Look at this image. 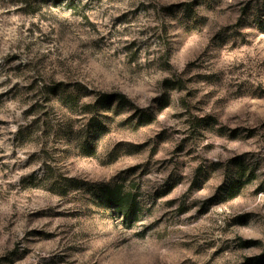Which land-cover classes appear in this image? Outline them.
<instances>
[{"label":"rangeland","instance_id":"obj_1","mask_svg":"<svg viewBox=\"0 0 264 264\" xmlns=\"http://www.w3.org/2000/svg\"><path fill=\"white\" fill-rule=\"evenodd\" d=\"M58 83L75 109L46 102ZM261 254L264 0H0V264Z\"/></svg>","mask_w":264,"mask_h":264},{"label":"trees","instance_id":"obj_2","mask_svg":"<svg viewBox=\"0 0 264 264\" xmlns=\"http://www.w3.org/2000/svg\"><path fill=\"white\" fill-rule=\"evenodd\" d=\"M81 91L82 85L80 83H76L74 85L58 83L55 85L54 88H52V92L50 91V93H47L49 96L45 100L48 103H51V101H53L54 103L59 104L61 107H64L67 110H73L77 107L80 97H82ZM114 103H116L115 106H113V108L115 109H139V107L134 103V101L127 94L121 91L98 92L96 95L94 107H109L110 105L112 106ZM89 105L83 104V106ZM48 123H50L48 119L43 120V125L47 128L51 125H49ZM32 128L33 125L28 124L26 126V130L29 134L33 132V130H31ZM101 196L104 198V201L106 203H110L116 207L117 212L122 214L123 219L126 223H132L138 218V208L136 205V198L133 193L123 192L121 188H115L103 190ZM245 264H264V254H261L252 259H246Z\"/></svg>","mask_w":264,"mask_h":264}]
</instances>
